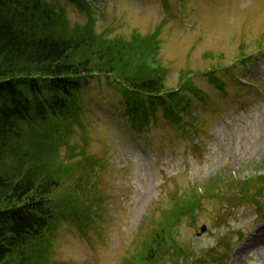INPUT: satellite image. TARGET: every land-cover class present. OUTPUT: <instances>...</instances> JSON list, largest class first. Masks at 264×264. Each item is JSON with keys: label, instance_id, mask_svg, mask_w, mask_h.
<instances>
[{"label": "rangeland", "instance_id": "obj_1", "mask_svg": "<svg viewBox=\"0 0 264 264\" xmlns=\"http://www.w3.org/2000/svg\"><path fill=\"white\" fill-rule=\"evenodd\" d=\"M49 1L64 8L71 26L86 22L85 14L64 0ZM165 1L166 8L162 0H91L95 29L125 37L132 30L147 35L166 21L158 59L168 87L176 86L181 70L199 73L191 81L208 100L203 103L186 94L197 116L194 128L201 131L196 134L185 127L188 134L183 135L182 127L170 125L158 111L148 135L138 134L122 116V98L111 87L112 78H85L80 99L88 133L73 126L66 145L84 147L103 161L85 186L87 199L98 204V212L83 209L74 222L62 220L46 232L37 264H119L136 251L148 234L150 219L170 204L172 192L181 193L189 186L198 189L212 177L244 181L258 170L264 175V49L253 53L255 58L246 65L236 57L242 44L249 55L262 39L264 0ZM208 53L222 54L224 59L204 57ZM211 66H216L225 93L205 77ZM235 74L259 89L239 87ZM182 117L190 121L188 114ZM260 200L264 207V197ZM175 231L178 244L196 251L192 260L208 251H225L218 240L227 237L228 264H264V245L246 255L238 250L252 234L264 233V218L249 202L229 208L227 203L204 200L195 226L185 220Z\"/></svg>", "mask_w": 264, "mask_h": 264}, {"label": "trees", "instance_id": "obj_2", "mask_svg": "<svg viewBox=\"0 0 264 264\" xmlns=\"http://www.w3.org/2000/svg\"><path fill=\"white\" fill-rule=\"evenodd\" d=\"M64 1L85 14L86 23L71 26L64 8L49 0H0V264H31L33 259L37 264L45 231L72 220L74 210L85 203V186L101 160L84 147H66V155L80 157L78 167L62 166L60 159L71 124L78 120L79 110L71 104L79 93L78 77L97 74L121 81L117 91L123 113L137 132H145L158 111L174 124L180 120L178 108L191 111L180 91L194 72L181 71L171 88L158 66L165 22L145 36L136 30L128 37L110 35L108 29L98 34L86 0ZM243 53L240 49L238 54ZM204 57L214 60L213 54ZM207 77L224 89L215 74ZM220 184L229 183L211 178L203 195L175 196L121 264H158L165 256H179L171 229ZM239 184L241 190L260 191L264 180Z\"/></svg>", "mask_w": 264, "mask_h": 264}, {"label": "bare ground", "instance_id": "obj_3", "mask_svg": "<svg viewBox=\"0 0 264 264\" xmlns=\"http://www.w3.org/2000/svg\"><path fill=\"white\" fill-rule=\"evenodd\" d=\"M264 245V233L259 234V236H256L254 238L248 237L245 241V244L241 247L242 255L248 254L249 251H254L259 249V246Z\"/></svg>", "mask_w": 264, "mask_h": 264}]
</instances>
